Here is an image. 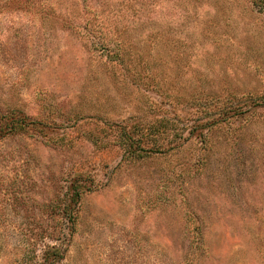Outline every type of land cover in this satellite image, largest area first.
Masks as SVG:
<instances>
[{"label":"rangeland","instance_id":"374dc122","mask_svg":"<svg viewBox=\"0 0 264 264\" xmlns=\"http://www.w3.org/2000/svg\"><path fill=\"white\" fill-rule=\"evenodd\" d=\"M231 105L206 140L184 130L136 161L114 141L118 124L186 126ZM14 109L57 125L8 134ZM82 172L94 189L52 241ZM47 244L56 264H264L262 5L0 0V264H45Z\"/></svg>","mask_w":264,"mask_h":264},{"label":"trees","instance_id":"16d2710c","mask_svg":"<svg viewBox=\"0 0 264 264\" xmlns=\"http://www.w3.org/2000/svg\"><path fill=\"white\" fill-rule=\"evenodd\" d=\"M258 5L264 7V0H254ZM257 103V102H255ZM241 106H228L222 107L217 111L208 112L206 116H198L192 122L186 124V126H178L176 121L170 117H165V123L162 120L158 122V125L153 127L149 126V131L144 130L140 132V128H130L128 125L118 124L116 125L117 135L115 136V143L124 150L125 157L128 161H136L139 158L148 157L157 152H162L163 149H173L177 140L183 139L184 130H189V137L197 136L202 140H206L208 135L213 129L219 125H223L224 122L229 121L230 115H234L240 111ZM233 109V111H231ZM19 111L12 110L11 112L2 114V117L6 120L5 131L8 134H14L18 131L29 129L30 127H40L41 133L45 136H49L50 128L52 125H57L56 121H44L32 118L28 114H18ZM203 113V112H202ZM232 113V114H231ZM42 125V126H40ZM45 129H48L44 131ZM174 130V131H171ZM179 130V131H177ZM174 134V139L165 144L160 142L161 136H166V133ZM188 139V137L186 138ZM182 143V142H180ZM179 142L176 143L178 146ZM68 186L66 193L59 203V214L64 219L63 227L59 229H53L49 236L52 241L65 240L66 237L72 236L75 232L76 224L79 218L80 205L82 196L94 189V182L84 175V173L76 174ZM64 257V251L56 244H47L46 249L42 253V258L45 264H56Z\"/></svg>","mask_w":264,"mask_h":264}]
</instances>
